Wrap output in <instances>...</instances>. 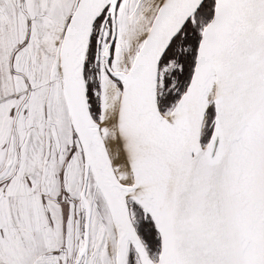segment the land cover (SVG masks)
I'll return each instance as SVG.
<instances>
[{
	"label": "snow or ice",
	"instance_id": "obj_1",
	"mask_svg": "<svg viewBox=\"0 0 264 264\" xmlns=\"http://www.w3.org/2000/svg\"><path fill=\"white\" fill-rule=\"evenodd\" d=\"M0 264H264V0H0Z\"/></svg>",
	"mask_w": 264,
	"mask_h": 264
}]
</instances>
